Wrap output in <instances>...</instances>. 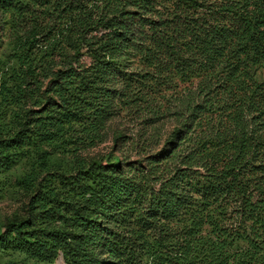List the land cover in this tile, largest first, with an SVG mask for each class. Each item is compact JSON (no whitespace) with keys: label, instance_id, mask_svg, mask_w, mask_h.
<instances>
[{"label":"trees","instance_id":"trees-1","mask_svg":"<svg viewBox=\"0 0 264 264\" xmlns=\"http://www.w3.org/2000/svg\"><path fill=\"white\" fill-rule=\"evenodd\" d=\"M6 198L0 264H264V0H0Z\"/></svg>","mask_w":264,"mask_h":264},{"label":"rangeland","instance_id":"rangeland-1","mask_svg":"<svg viewBox=\"0 0 264 264\" xmlns=\"http://www.w3.org/2000/svg\"><path fill=\"white\" fill-rule=\"evenodd\" d=\"M163 122V121H162ZM171 124L167 121L158 128V132L166 133L170 130ZM113 130L122 131L123 138L118 140L116 144L113 143ZM143 124L140 119L130 115L127 112L120 113L109 121V128L107 131L106 139L101 142L93 150L94 153L101 152L107 153L114 150L117 154L129 162H145V159L161 147V142L158 138L149 142L145 136ZM19 205V199L6 198L0 200V218L10 213L14 208Z\"/></svg>","mask_w":264,"mask_h":264}]
</instances>
